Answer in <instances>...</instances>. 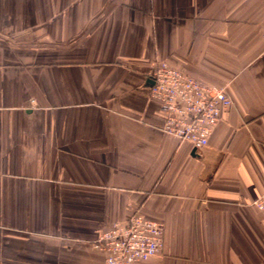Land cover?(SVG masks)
I'll list each match as a JSON object with an SVG mask.
<instances>
[{"label": "crops", "instance_id": "0c3cea01", "mask_svg": "<svg viewBox=\"0 0 264 264\" xmlns=\"http://www.w3.org/2000/svg\"><path fill=\"white\" fill-rule=\"evenodd\" d=\"M263 32L264 0H0V264H106L133 214L164 227L135 264H264ZM158 60L232 99L200 151Z\"/></svg>", "mask_w": 264, "mask_h": 264}, {"label": "built area", "instance_id": "2783aa9c", "mask_svg": "<svg viewBox=\"0 0 264 264\" xmlns=\"http://www.w3.org/2000/svg\"><path fill=\"white\" fill-rule=\"evenodd\" d=\"M149 94L160 102L161 129L196 151L208 144L223 112L232 105L224 86L204 83L161 60L152 63ZM253 205L264 217V193ZM163 234L161 222L133 214L110 224L92 246L105 254L106 264H135L160 253Z\"/></svg>", "mask_w": 264, "mask_h": 264}]
</instances>
